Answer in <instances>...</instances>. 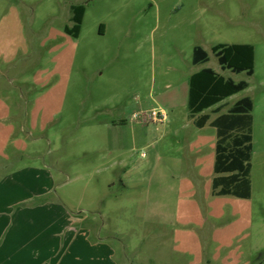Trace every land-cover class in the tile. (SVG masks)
Here are the masks:
<instances>
[{
    "label": "rangeland",
    "instance_id": "rangeland-1",
    "mask_svg": "<svg viewBox=\"0 0 264 264\" xmlns=\"http://www.w3.org/2000/svg\"><path fill=\"white\" fill-rule=\"evenodd\" d=\"M77 4L85 12L74 37L64 27L73 25L70 6ZM15 15L33 46L25 73L56 69L44 88L60 83L55 96L63 93L55 120L25 129L31 130L27 137L18 128L27 149L0 159V182L9 171L34 164L40 170L32 174L34 186H51L50 194L34 198L51 204L35 211L32 231L41 236L24 247L18 242L19 264H264V0H0V20L14 21ZM219 43L252 44L253 74L222 69L211 50ZM196 45L208 52V61L193 65ZM203 67L248 83L220 102L223 112L242 97L253 102L249 221L225 228L218 241L211 232L233 217L230 205L223 219L203 225L175 219L180 180L193 178L205 195L212 177L207 167L199 177L194 161L208 155L207 165L215 128L185 125L187 79ZM39 91L35 85L28 96ZM152 111H164L166 119L152 120ZM197 135L213 137L199 152L189 144ZM121 156L123 166L101 168ZM97 195L99 206L92 202ZM175 229L195 236L182 234L176 248Z\"/></svg>",
    "mask_w": 264,
    "mask_h": 264
},
{
    "label": "crops",
    "instance_id": "crops-1",
    "mask_svg": "<svg viewBox=\"0 0 264 264\" xmlns=\"http://www.w3.org/2000/svg\"><path fill=\"white\" fill-rule=\"evenodd\" d=\"M14 17V21L5 16L2 21L0 20V84H3V87L0 89V159H2V161H10L15 157L14 155H16L15 151L17 149L26 150L28 147V143L25 142L26 140L16 135L17 129L24 130L27 137L31 134V130L28 131L25 129L45 128L46 125L55 120L56 114L61 111L63 98L62 92L61 95L55 96V92L57 87L60 86V83H54L47 89L44 88L49 85L51 74L56 71V69L50 72L47 68L40 67L30 74L31 77L25 73L29 66L32 65V60L29 55L33 46L23 37L20 21L17 19L16 15ZM53 45L52 48L56 49V45ZM57 45L60 46L62 44ZM70 46H74V44L70 42ZM55 56L58 59L60 58L58 54ZM198 70L193 71L188 76L187 95L189 78ZM22 85H24L25 88H22ZM35 85L40 90L39 93L34 94V96H28L31 94L32 89L35 88ZM2 92H4V95ZM220 102L193 117L188 115V120L185 123V125L191 123L199 129L204 128L208 123L215 128V143L212 145L214 147V154L210 155L206 166L204 162L208 155H200L196 157V162L194 161V166H197L200 170L197 174L199 177H202L203 172H212L211 179L206 182L205 195H199L195 180L186 176L178 183V195L175 201V219L186 225H203L206 222L221 220L225 215V207L230 205L233 217L229 219L227 223H224V225L222 224L221 227L214 228L211 232L212 238L217 241L220 238V233L225 228L231 227L236 222L241 223L249 221L248 214L250 208V202L248 201L250 196L248 198H243L230 194L215 195L212 192V182L215 176L227 177V175L230 176L232 173H216L214 171L217 131L212 122L217 116L228 111H222L223 105L220 104ZM218 106H220V109H216ZM209 112L215 114V116L211 117ZM22 114H25L24 119H22ZM201 114H208L209 118L202 127H199L194 123V119ZM18 118L19 120L17 123L16 121ZM104 126L107 128L112 127L108 123H105ZM212 138V136L197 135L194 139L189 140V144L193 150L198 149L197 152H199L201 145L211 143L213 140ZM115 164L123 166L124 157L121 156L117 161H112L107 164L106 167L102 166L101 168L106 171L107 167L112 168ZM206 167L208 168V172ZM36 171L40 170L35 168L34 164H26V166L19 168L17 171H9L2 175L3 183L0 182V264H19L18 242L23 240L24 247L26 246V242L31 241L37 236H41V234L34 235L32 231L35 222L34 219L37 217L35 216V211L41 214L45 208H49L51 200L38 203L35 202L34 198L44 194H50L51 186L41 184L35 187L32 183V174ZM119 180L121 181V186L124 187L122 179ZM218 189H220V187L216 190ZM122 192L123 189L121 195ZM85 193H87L86 186L79 190V205H82ZM92 202H95V204L99 206L102 200L100 196L97 195L93 196ZM61 203L59 202L58 206L62 214L67 215L68 212ZM239 204L243 205L242 209L238 208V206H240ZM244 204H246V206ZM236 214H238V216ZM74 219L79 223H82L83 220L80 217H74ZM30 231L32 232L30 233ZM189 233L195 236L192 231L175 229L173 235L174 247H178V242H181L180 236L182 234ZM78 237L82 236L78 233L73 238L76 240ZM83 239L88 243L97 244L96 241L90 242L87 238Z\"/></svg>",
    "mask_w": 264,
    "mask_h": 264
},
{
    "label": "trees",
    "instance_id": "trees-1",
    "mask_svg": "<svg viewBox=\"0 0 264 264\" xmlns=\"http://www.w3.org/2000/svg\"><path fill=\"white\" fill-rule=\"evenodd\" d=\"M70 10L72 12L70 19L73 21V25L71 27L65 26L64 31L77 37L85 7L81 4L71 5ZM211 50L222 69H229L235 73L244 71L247 75L253 74L254 46L252 44L219 43L213 45ZM191 61L193 64L208 61V52L199 45L194 46ZM247 86L246 80L234 81L230 77H224L217 73L211 67H203L189 78L188 115L193 117L218 104L223 99L242 91ZM219 107H216V109ZM252 109L253 102L251 98L245 96L237 100L226 113L220 114L212 122L217 131L214 171L216 173L232 172L227 177H214L212 192L215 195L230 194L243 198L250 196L248 176L252 151ZM208 118V114H201L194 119V123L202 127ZM218 187L220 189L216 190Z\"/></svg>",
    "mask_w": 264,
    "mask_h": 264
},
{
    "label": "built area",
    "instance_id": "built-area-1",
    "mask_svg": "<svg viewBox=\"0 0 264 264\" xmlns=\"http://www.w3.org/2000/svg\"><path fill=\"white\" fill-rule=\"evenodd\" d=\"M151 118L154 121L163 122L166 119V113L164 111H161V112L152 111Z\"/></svg>",
    "mask_w": 264,
    "mask_h": 264
}]
</instances>
